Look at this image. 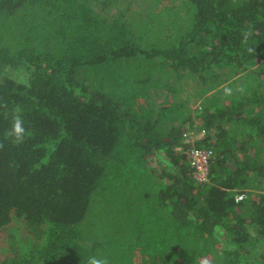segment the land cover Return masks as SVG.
Segmentation results:
<instances>
[{
	"label": "trees",
	"instance_id": "trees-1",
	"mask_svg": "<svg viewBox=\"0 0 264 264\" xmlns=\"http://www.w3.org/2000/svg\"><path fill=\"white\" fill-rule=\"evenodd\" d=\"M4 103L0 264H264V0H0Z\"/></svg>",
	"mask_w": 264,
	"mask_h": 264
},
{
	"label": "built area",
	"instance_id": "built-area-1",
	"mask_svg": "<svg viewBox=\"0 0 264 264\" xmlns=\"http://www.w3.org/2000/svg\"><path fill=\"white\" fill-rule=\"evenodd\" d=\"M205 134V129L188 130L184 133L186 141L189 142V146L186 148V156L193 170V176L197 182L202 184L210 182V165L215 157L211 149L196 144ZM243 198V194L236 196L237 200H242Z\"/></svg>",
	"mask_w": 264,
	"mask_h": 264
},
{
	"label": "clouds",
	"instance_id": "clouds-1",
	"mask_svg": "<svg viewBox=\"0 0 264 264\" xmlns=\"http://www.w3.org/2000/svg\"><path fill=\"white\" fill-rule=\"evenodd\" d=\"M242 90V89H241ZM225 95H231L232 89L225 87L224 88ZM0 107L7 108V104H0ZM25 121L20 115H14L12 119V125L10 130L6 133V137L11 139L13 145L18 146L23 143L26 138V129H25ZM5 147L4 143L0 142V149ZM87 264H109V261L106 258H100L97 256H92L88 259Z\"/></svg>",
	"mask_w": 264,
	"mask_h": 264
},
{
	"label": "rangeland",
	"instance_id": "rangeland-1",
	"mask_svg": "<svg viewBox=\"0 0 264 264\" xmlns=\"http://www.w3.org/2000/svg\"><path fill=\"white\" fill-rule=\"evenodd\" d=\"M168 2V1H167ZM183 93V95L185 96V93L184 92H182ZM0 242H1V240H0Z\"/></svg>",
	"mask_w": 264,
	"mask_h": 264
}]
</instances>
